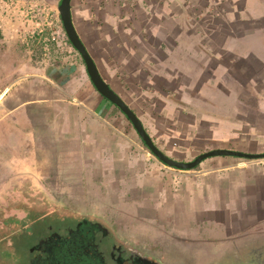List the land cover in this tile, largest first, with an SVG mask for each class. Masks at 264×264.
<instances>
[{"label": "crops", "instance_id": "crops-1", "mask_svg": "<svg viewBox=\"0 0 264 264\" xmlns=\"http://www.w3.org/2000/svg\"><path fill=\"white\" fill-rule=\"evenodd\" d=\"M228 1L229 10L222 19L233 28L212 55L213 65L195 64L202 51L192 42L194 36L187 35L192 47L182 56L176 54L178 38L177 43L161 48L164 40L152 28L151 52L144 49L135 67L129 66V60L120 64L119 74H125L129 90L103 78L128 106L125 97L132 98L133 92L136 101L142 98L148 104V99L153 100L149 111L138 114L130 107L146 131L144 122L153 121L154 129H162L168 140L190 136L201 142L198 149L202 152L218 148L262 152L264 144L257 146L256 138L264 135V0ZM127 12L119 30L127 36L119 47L126 51V59L134 56V45L144 42L138 37V25L150 20V16H132L128 5ZM145 56L158 58L155 64L163 76L152 77L153 83L140 77L147 69ZM29 77L35 79L25 82V98L6 105L0 117V170L8 177H23L30 185H38L30 187V195L39 191L47 200L66 201L61 197L76 183L80 187L74 188L76 194L104 202L118 212L121 223L146 226L185 243L188 234L198 237L200 231L214 232L226 243L219 244L221 249L212 251L211 244L192 246L205 249V263L210 257L213 261L225 257L222 251L230 249V244L240 247L239 240L244 246V239L255 228L264 233V166L233 157H212L208 160L215 162L208 170L170 169L135 141L116 108L94 88L84 92L72 80L54 84L43 76ZM134 79H142L146 87L131 89ZM161 90L177 94L172 109L169 93ZM15 97L19 100V94ZM155 105L159 107L156 111ZM184 120L188 131L176 134L180 129L176 121ZM48 154L56 162L53 170L36 172ZM16 167L26 171L17 172ZM189 213L194 217L190 221ZM143 249L163 264H171L161 256V248Z\"/></svg>", "mask_w": 264, "mask_h": 264}, {"label": "rangeland", "instance_id": "rangeland-1", "mask_svg": "<svg viewBox=\"0 0 264 264\" xmlns=\"http://www.w3.org/2000/svg\"><path fill=\"white\" fill-rule=\"evenodd\" d=\"M59 1L0 0V31L2 34L0 41V117L5 112L6 105L18 103L25 98L24 87L27 86L25 82L35 79V77L30 78V75L46 77L54 84L67 82V79L70 82L72 80L74 82L71 83L80 87L84 92L87 87L93 88L77 52L70 49L69 45L61 43L63 40L61 29L63 28L57 10ZM127 5L131 9L132 16L144 19L150 16V20H144L138 25V37H142L144 42L139 41L134 45V56L126 59V51L119 47L124 46L127 36L119 30L123 26L121 20L128 15ZM229 6L228 0H72L71 2L74 24L82 41L92 54L102 74L117 88L123 85V91L128 88L129 84L125 82L124 73L119 74L120 64L129 60L131 68L136 66L142 51L152 47L148 45L152 28H154L153 33L159 36V40H164L161 48L177 43L176 38H178L176 54L182 56L187 54V49L190 50L192 47L187 41V35L194 36L195 39H191L192 42L202 51L200 57H195V64L204 67L209 64L213 65L215 59L212 55L219 48L223 36L232 32L233 26L222 19L223 15H227ZM245 28L247 30L248 26ZM55 32H58L57 43H61L60 45L50 39V34ZM153 43L155 45V41ZM228 56L226 55L227 59ZM142 59L147 69L140 74L141 78L147 77V82L153 83L152 77L156 76L158 79L159 75L163 76L155 64L158 58L145 56ZM130 83H132L131 89H135V86L146 87L142 79L137 82L134 79ZM161 91L169 93V90ZM17 94H19V100L16 101ZM148 94H150L149 91ZM168 95L172 109L173 103L178 100L175 96L177 94L169 93ZM132 96V98L125 97L129 101V107L138 114L144 109L149 111V103H152V99H148V104H145L142 98L135 100L134 92ZM155 106L154 111L159 108ZM116 112L126 125L128 133L144 147L130 123L117 109ZM184 121H176L180 127L178 133L175 132L176 134L188 131L187 122ZM144 123L155 145L175 160L190 161L203 151L198 149L202 147L201 142L190 136H185L184 139L178 138L179 140H168L162 129H154L153 121ZM257 136V146L264 144V135ZM144 149L147 150L145 147ZM43 159L35 171L51 173L53 170L51 167L56 164L55 159L51 154ZM235 159L257 162L264 166V159ZM212 162H215V159L203 161L197 169L208 170L212 167ZM15 171L26 170L16 167ZM6 173L0 170V264H25L30 255L29 248L40 237L49 231L64 233L66 228L75 227L80 223L100 224L108 232L106 237L108 244L120 242L143 251H147L143 248L152 251V247H159L162 249L161 256L171 264L177 262L184 264H239L240 262H243L242 264H264V233H260L262 231L257 228L254 234L249 235L247 239L243 238L245 241L242 239L244 246L239 240L240 247L237 244H230V249L222 251L224 255L227 254L226 258L213 261L210 257L208 263H205L207 261L204 262L202 258L205 249L198 250L192 246L211 244L212 251L221 249L219 244L226 243L222 242L220 240L222 238L214 232L200 231L198 237L195 234H188L190 237H187V243L176 241L162 231L146 226H136L133 222L121 223L118 212L106 207L104 202L91 200L89 195L82 199L76 194L73 191L74 188H80L76 183H71L69 187L66 186L68 190L64 197H61L66 201L47 200L45 199L47 196L39 191L37 195H30L28 190L38 185H30L29 179L8 177ZM49 181L52 183V177ZM192 217L191 213L187 214V220L190 221ZM193 222L195 223L196 220L193 219ZM193 239L199 241L195 242ZM214 257L218 256L214 254Z\"/></svg>", "mask_w": 264, "mask_h": 264}, {"label": "flooded vegetation", "instance_id": "flooded-vegetation-1", "mask_svg": "<svg viewBox=\"0 0 264 264\" xmlns=\"http://www.w3.org/2000/svg\"><path fill=\"white\" fill-rule=\"evenodd\" d=\"M88 52L93 58L89 50ZM93 60L103 77L104 75L94 58ZM80 224L66 228L63 231L64 233L57 232L61 237L72 238L69 240L71 244H45L40 237L29 248L30 255L25 264H163L154 256L136 247L120 242L118 244H108L106 240L108 232L103 227L85 229ZM73 231H75L74 235H72ZM74 238L77 239L73 240Z\"/></svg>", "mask_w": 264, "mask_h": 264}, {"label": "water", "instance_id": "water-1", "mask_svg": "<svg viewBox=\"0 0 264 264\" xmlns=\"http://www.w3.org/2000/svg\"><path fill=\"white\" fill-rule=\"evenodd\" d=\"M62 28L73 49L78 53L85 67V72L95 91L106 101L116 107L131 124L138 135L144 147L153 155V157L164 166L188 171L194 169L197 165L212 157H233L246 160L264 159V152L248 153L236 151L228 148H218L201 152L190 161L175 160L162 152L154 143L153 139L147 133L139 117L131 108L120 98V96L107 84L101 76L93 58L90 56L84 42L80 38L72 17L71 0H60L57 7Z\"/></svg>", "mask_w": 264, "mask_h": 264}, {"label": "trees", "instance_id": "trees-1", "mask_svg": "<svg viewBox=\"0 0 264 264\" xmlns=\"http://www.w3.org/2000/svg\"><path fill=\"white\" fill-rule=\"evenodd\" d=\"M2 39V34H1V31H0V41ZM239 159H242V158H239ZM199 165H197L194 169L192 170H196L198 168ZM84 224H88V223H81V227L82 226H88L89 228H94V227H101L100 224L98 223H92V225H84ZM75 231L72 232V235H74ZM42 240H44V243L45 244H71L69 243V238L67 237H61L58 235V233L56 231H49L47 232L45 235H43L41 237ZM77 238H74L73 240H76Z\"/></svg>", "mask_w": 264, "mask_h": 264}, {"label": "built area", "instance_id": "built-area-1", "mask_svg": "<svg viewBox=\"0 0 264 264\" xmlns=\"http://www.w3.org/2000/svg\"><path fill=\"white\" fill-rule=\"evenodd\" d=\"M61 35H62V39H63L61 43L64 44V45H69L70 49L73 50V48H71V46H70V43L68 42V39H67V37L65 35V32H63L62 29H61ZM50 39H51V41L55 42L57 45H60L61 44V43H57L58 42V39H59L58 32L51 33L50 34Z\"/></svg>", "mask_w": 264, "mask_h": 264}]
</instances>
